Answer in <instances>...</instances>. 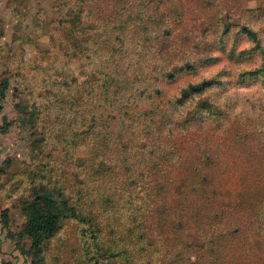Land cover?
I'll use <instances>...</instances> for the list:
<instances>
[{"label": "rangeland", "instance_id": "1", "mask_svg": "<svg viewBox=\"0 0 264 264\" xmlns=\"http://www.w3.org/2000/svg\"><path fill=\"white\" fill-rule=\"evenodd\" d=\"M3 80L0 264H171L165 173L264 178V0H0ZM40 189L75 213L35 256Z\"/></svg>", "mask_w": 264, "mask_h": 264}, {"label": "trees", "instance_id": "2", "mask_svg": "<svg viewBox=\"0 0 264 264\" xmlns=\"http://www.w3.org/2000/svg\"><path fill=\"white\" fill-rule=\"evenodd\" d=\"M243 29L250 37L257 39L254 31L246 27ZM7 85V80L1 82L0 99ZM210 85L211 80H201L189 84L183 94L200 93ZM214 114L211 112L207 119ZM220 115L217 112V116ZM174 176L180 182L174 187L175 192L168 187L164 189V200L169 204L163 202L155 209L161 227V231L155 232V235L160 242H172L174 246L172 256H167L164 251L165 260L162 262L264 264V178L259 177V172L255 173L249 167L244 172H223L219 175L165 173L167 182L169 177L172 179ZM200 179L206 183L220 181L221 184H215L211 189L198 187L196 184L201 182ZM185 181L190 184L187 185ZM24 210L26 220L18 236L30 239V250L35 256L41 252L44 240L57 231L61 218L68 212L75 213L66 200L55 197L45 189L35 192ZM152 215H146L145 223L150 221ZM0 217L2 222L7 219L6 210ZM152 235L155 237L154 232ZM143 237L147 243L151 239L147 228L143 230Z\"/></svg>", "mask_w": 264, "mask_h": 264}, {"label": "clouds", "instance_id": "3", "mask_svg": "<svg viewBox=\"0 0 264 264\" xmlns=\"http://www.w3.org/2000/svg\"><path fill=\"white\" fill-rule=\"evenodd\" d=\"M246 46H247V45H245V44H242V45H241V47H246ZM205 95H206V93H205ZM197 99H199V98H197Z\"/></svg>", "mask_w": 264, "mask_h": 264}]
</instances>
